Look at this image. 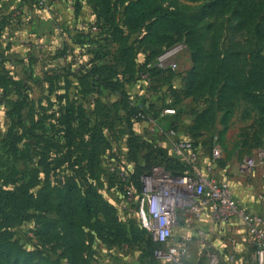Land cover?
I'll return each mask as SVG.
<instances>
[{
	"label": "rangeland",
	"instance_id": "rangeland-1",
	"mask_svg": "<svg viewBox=\"0 0 264 264\" xmlns=\"http://www.w3.org/2000/svg\"><path fill=\"white\" fill-rule=\"evenodd\" d=\"M74 2L75 0H0V139L6 136L8 129L5 101L9 104L12 96L16 95L24 105L20 109L21 118L16 129L24 134L16 144L19 154L15 159L9 158L8 150L4 148L7 145L3 142L0 144V188L4 183L16 180L14 183L17 193L27 195L29 191H39L35 193L34 202H31L36 205V209L30 210L35 212V220L30 218L15 227L16 234L26 243L30 237L36 241L35 221L43 222L50 216L56 219V209L70 186L62 165L48 170L45 164L42 165L41 162L39 166L36 164L34 160L36 151L32 147L39 139L33 138L30 141L26 136L29 133L26 131L35 128L36 133H41L42 146L49 135L59 137L62 141L59 134L61 124L58 122L63 123V119L61 118V121L58 115L65 108V101L57 99V96L63 93L64 89L68 93L70 91L68 85L75 87L78 83L74 77L69 76L66 79L63 70H66L69 64L88 65V61L94 57L90 51L86 52L84 57L83 51L76 43H71V47H75L73 54L64 48L65 42L72 40L73 32L70 31L85 27L86 23L80 19L92 14L88 2L83 1V15L81 18L75 17ZM159 2L164 6H170L171 9L180 10L182 13L180 24L191 27L194 31L190 28L187 31L185 28L180 31L179 24L161 32L162 35H169L171 39L163 45L162 52L178 44L182 45V48L172 55L176 62L174 69L160 67L157 64L158 56L155 58L150 53L152 47H145L146 45L140 41L136 42V39L141 37L143 28H139L135 33L126 32V43L135 48L138 68L141 69L149 60V65H155L160 70L155 71V75L149 78L128 82L125 89L128 88L126 92L133 105L144 109L146 104L149 105V101L158 103L156 101L158 100L161 106L175 109V112H166L163 109L155 118L133 116L126 118L123 104L114 103L119 102V97L115 93L109 91L100 93L95 88L86 97H80L87 110L88 120L79 116L73 120L75 142L73 158L77 165L75 169L82 172L80 165L85 164L83 160L88 155L91 156L93 162L91 167L94 168L96 178L98 175V190L110 206L116 220L126 229V238L121 242H107L98 238L89 240L87 235L83 254L87 255V264H210L212 254L216 255L218 264H235V261L229 258L230 253L234 255V259L242 257L243 264H254L255 248L239 217L232 219L231 223L224 227L222 234L208 227L199 235L198 227L205 226L204 219L197 221L194 215L186 214L167 241V245H172L181 243L183 237H190L186 243V250L179 252L178 261L173 263L156 258L151 253L155 244L150 240L148 231L138 230L140 223L134 207V195L141 189V176L154 165H161L176 172L186 170L184 166L180 167L176 161L170 160V157H176L173 149L175 136L195 142L197 165L202 168L205 163H212L214 176L231 187L241 209L252 215L264 217V170L242 173L238 169L246 157L254 156L258 149H264V133L260 132L258 135L247 133L253 130L250 113L244 109L242 103H239L235 115L231 117L230 124H227L225 129L220 122L215 121L207 127L204 126L201 135L194 139L189 135V125L193 123L197 113L209 106V92L206 95V87L203 86L202 94L198 99H193L191 96H185L182 90L185 76L193 65L192 54L195 47L200 49L201 66L208 70L210 47L214 42L215 31H222L219 38L220 46H225L227 41L241 44L246 37L239 32L232 33L239 28L237 20L231 17L232 12L228 9L222 8L218 14L202 17L209 0ZM69 5L72 7L71 10ZM69 15L72 18H69ZM87 21L92 23V30L96 31L94 21ZM260 27L264 30V19L260 20ZM253 28L254 24H251L248 30H254ZM82 39H88V36L84 35ZM85 45H89V50L92 48L88 43ZM192 45L196 46L192 48ZM260 46H264V41L260 42ZM98 56V60L102 62L111 59L110 55H104L103 52ZM50 76L52 82L47 81ZM49 83H53L55 89ZM78 85L85 91L90 89L79 83ZM72 93L75 94V90ZM171 127H176L172 128L175 129L174 134L168 132ZM228 129L231 133H227ZM53 142L56 143V140ZM131 142L136 144V147L132 148ZM214 144L220 148V157L212 161L210 153ZM54 147L59 149L54 150V153H57L55 161L63 164L65 148L62 145L58 148L56 144ZM167 157L169 158L166 159ZM39 158L43 159L42 153ZM72 184L82 189L78 180L75 181L76 185L74 182ZM86 187L83 186V189ZM42 189L51 191L49 195L51 208L45 201L43 202L41 196L47 193H43ZM228 236H232L234 240L230 249L226 245ZM28 246L30 245L25 244L24 248L28 249ZM10 259L12 260L9 264H45L38 259L31 262H27L24 257L13 256Z\"/></svg>",
	"mask_w": 264,
	"mask_h": 264
},
{
	"label": "trees",
	"instance_id": "trees-1",
	"mask_svg": "<svg viewBox=\"0 0 264 264\" xmlns=\"http://www.w3.org/2000/svg\"><path fill=\"white\" fill-rule=\"evenodd\" d=\"M83 1H87L91 7L93 20L90 19L89 21H94L96 31L92 30V23H87L88 21L82 17ZM159 1L75 0L74 16L82 17L83 19L80 21L85 22L86 25L70 31L73 32L71 34V36L73 35L72 40L71 42L66 41L64 48L73 54L75 47H71V43H76V46L83 51L84 57L88 51L93 52L94 57L88 61V65L76 63L72 66L69 64L66 67L67 71H63L66 79L69 76L74 77L79 84L90 87V89L85 91V89H80L78 83L75 84V87L70 84L68 85L70 88L68 93L64 89L63 93L58 94L57 99L65 101V108L58 115L61 121L63 119V123L58 122L61 124L59 134H61L63 142L59 137L49 135L42 146L41 133H36L35 128H29L26 131L29 133L26 136L30 141L33 138L39 139V142H36L37 147H35L36 145L32 147L36 151L35 158L39 154L37 159L34 158L36 164L39 166L41 162L42 165L48 166V170L59 168L62 165L64 167L63 173L68 176L70 186L66 189L63 199L56 209V219L50 216L43 222L38 221L36 223L35 221L34 235L36 241L30 237L28 238L29 242L26 243L16 234L15 227L30 218L35 220V212L30 210L36 209V205L31 202H34L35 193H39V191H29L27 195H23V193H17L16 183H14L16 180L4 183L3 187L0 188V209L2 208L0 211V264H9L12 260L10 258L13 256L16 258L24 257L27 262L38 259L39 262L44 261L45 264H87V255L83 254L84 240L87 235L89 240L93 238L107 242L125 240V227L116 220L110 206L104 201L98 190V175L96 178L94 168L91 167L93 165L91 156L88 155L83 160L85 164L80 165L82 172L75 169L77 165L73 158L75 143L73 120L76 116L88 120L87 110L80 97H86L95 88L100 93L105 91L115 93L119 97V102L115 101L114 103L120 105L121 102L123 104L126 118L131 116L146 119L148 117L155 118L163 109H166L160 105L158 100H156L158 103L149 101V105L146 104L144 109L133 105L126 92L128 88L125 89L128 82L144 77L149 78L155 75V71L160 70L155 65H149V60L141 69L138 68L135 60V48L126 43L127 36L125 33H135L138 32L139 28H143L141 37L137 38L136 42L140 41L146 45L145 47H152L150 53L156 58L162 52L163 45L171 41L169 35H162L161 32L179 25L182 20L180 10L171 9L170 6H164ZM209 1L202 17L218 14L222 8L228 9L232 12L231 17L237 20L239 28L232 33L239 32L246 38L241 44L227 41L225 46H220L219 38L222 31H215L214 42L210 47V69L208 70H205L200 64L202 57L200 49L195 47L196 45L191 46L192 48L195 47L192 54L193 65L185 76L182 86L183 94L198 99V96L202 94V87L205 86L206 95L209 92L210 104L196 114L193 123L189 125V135L194 139L198 138L203 128L218 120L225 129L239 103L250 106L257 115L252 121V132L247 133L253 135H258L260 132L264 133V46H260V42L264 41V30L260 27V20L264 19V0ZM80 12L81 15H79ZM251 24H254V30H248ZM184 28L186 31L188 28L194 31L193 28L185 27L184 24L179 25L180 31H183ZM228 33L226 32V34ZM84 35L88 36V39L83 40ZM86 43L92 46L90 50L89 45H85ZM101 52L104 55H110L111 59H105L104 62L99 61L98 54ZM47 81L52 82V76ZM49 85L55 89L53 83H49ZM74 90L75 94L72 93ZM5 103L7 105L5 115L8 129L6 136L0 139V144L2 142L6 144L7 146L4 148L8 150V157L15 159L19 154L16 144L24 135L16 130L21 118L20 109L24 105L16 95L12 96L9 104L8 101ZM66 103L70 105L68 106ZM218 113L221 114L220 118H218ZM172 128L176 127H171L169 130H175ZM54 139L56 143L53 142ZM129 140H131L130 137ZM54 144L58 148L60 145L65 148V153L62 156L63 164L55 161L57 153H54V150L59 149L54 147ZM130 144L132 148L136 147V144L132 142ZM193 144L195 145L194 141ZM38 148L40 149L38 150ZM40 153L43 154V159L39 158ZM170 160L176 161L180 167L184 166L186 170L180 172L169 168L167 170L174 174H184L189 171V166L182 163L177 156L170 157ZM76 180L82 189L77 188ZM73 182L76 186L72 184ZM83 186L87 187L83 189ZM42 191L47 193L41 196L43 202L45 201L51 208L49 196L51 191L47 189H42ZM139 227V232L146 231L141 225ZM149 237L155 244L154 248L151 249V253L154 255L157 244L151 239L150 234ZM25 244L30 245L27 247L28 249L24 248Z\"/></svg>",
	"mask_w": 264,
	"mask_h": 264
},
{
	"label": "built area",
	"instance_id": "built-area-1",
	"mask_svg": "<svg viewBox=\"0 0 264 264\" xmlns=\"http://www.w3.org/2000/svg\"><path fill=\"white\" fill-rule=\"evenodd\" d=\"M181 48L182 45L178 44L160 53L157 64L160 67L174 69L176 62L172 55ZM165 111L173 113L174 109L166 108ZM168 132L175 133L174 130ZM173 149L178 159L189 166V171L174 174L161 165H154L141 176V189L134 195L138 221L157 244L154 256L170 263L178 261L177 255L186 250V243L190 237H183L181 243L172 245H167V241L186 214L194 215L197 221L204 219L205 226L198 227L199 235L208 227L222 234L224 227L230 224L232 219L239 217L255 248L254 264H264V217L247 213L238 206L231 187L214 176L212 163H205L202 168L197 165L193 141L175 136ZM210 154L212 161L220 157V148L217 144L212 146ZM238 169L242 173L258 169L262 172L264 149H258L254 156L246 157ZM233 241L232 236L226 238L229 249ZM229 258L234 260L235 264L242 262V257L234 259L231 253ZM210 264H218L215 254L211 255Z\"/></svg>",
	"mask_w": 264,
	"mask_h": 264
},
{
	"label": "crops",
	"instance_id": "crops-1",
	"mask_svg": "<svg viewBox=\"0 0 264 264\" xmlns=\"http://www.w3.org/2000/svg\"><path fill=\"white\" fill-rule=\"evenodd\" d=\"M69 8H70V10H71V6L69 5ZM92 16H93V14H90L89 15V17H87V18H84V20H90V19H92ZM69 18H72V16L71 15H69ZM242 106L244 107V109L247 111V112H249L250 113V119H251V121H253L254 120V118H256V116L257 115H255V112L251 109V107L250 106H248V105H245V104H242ZM238 109V108H237ZM236 109V110H237ZM235 113H236V111H235ZM235 113L233 114V116L235 115ZM220 113H218V118H220ZM232 116V117H233ZM244 117V116H243ZM248 117V116H247ZM217 123H219V120L217 121ZM229 124H230V122H229ZM229 130V129H228ZM227 133H231V131L229 130V131H227ZM228 135V134H227Z\"/></svg>",
	"mask_w": 264,
	"mask_h": 264
}]
</instances>
